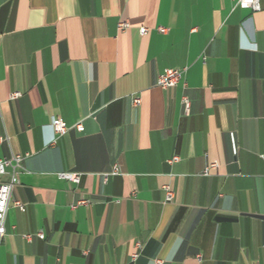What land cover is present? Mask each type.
<instances>
[{
    "label": "crops",
    "instance_id": "obj_1",
    "mask_svg": "<svg viewBox=\"0 0 264 264\" xmlns=\"http://www.w3.org/2000/svg\"><path fill=\"white\" fill-rule=\"evenodd\" d=\"M0 36V264H264V0H0Z\"/></svg>",
    "mask_w": 264,
    "mask_h": 264
},
{
    "label": "built area",
    "instance_id": "obj_2",
    "mask_svg": "<svg viewBox=\"0 0 264 264\" xmlns=\"http://www.w3.org/2000/svg\"><path fill=\"white\" fill-rule=\"evenodd\" d=\"M235 3L239 6L249 8L253 10L254 12H259L261 10V0H233ZM118 28L120 31L127 30L129 28V24L127 22H121L118 25ZM149 29L143 27L140 30V33L142 36H145L148 34ZM158 31L160 33H167V29L164 27H159ZM1 39V36H0ZM183 70L180 69H167L165 70L161 75H159L157 79V85L162 89H172L175 88L183 75ZM22 96L20 92H15L10 95V100H17ZM133 103L135 106H139L141 104V99L134 98ZM184 104L186 111L189 112L190 108V101L187 97L184 98ZM52 129L57 138H61L65 135H67L72 129H75L78 132H83L85 130L82 123H78L77 125L73 127H69L66 125L65 122H63L61 119L54 118L52 120ZM7 141L6 138L0 136V146L4 144ZM56 141H54L55 143ZM178 157H174L170 163L178 161ZM23 161L24 157L21 155H12L10 158H2L0 159V239H2L5 235V221L7 217L8 210L10 206L19 209L22 212H25L26 207L25 205L18 201L13 200V192L16 188V186L19 184V171L24 170L23 167ZM217 167V163H211L207 168L205 169V175H208L210 170ZM11 169V172L9 173L7 170ZM118 168L116 167L114 169L113 174H118ZM7 178L4 180V178ZM60 177L62 179L71 181L73 183H80L81 181V175L77 173H61ZM166 191V201L171 202L175 194L170 186L165 187ZM88 204V201L82 200L80 201L76 206L78 205H86ZM74 206V207H76ZM41 240L45 238L43 233H39L37 235ZM25 239H30L31 235H25ZM138 255H134L133 259H136ZM201 258V257H199Z\"/></svg>",
    "mask_w": 264,
    "mask_h": 264
}]
</instances>
